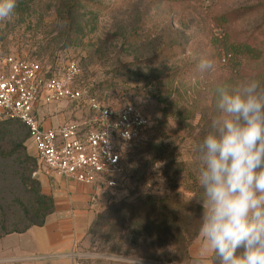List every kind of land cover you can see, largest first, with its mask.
Returning <instances> with one entry per match:
<instances>
[{
    "label": "rangeland",
    "instance_id": "374dc122",
    "mask_svg": "<svg viewBox=\"0 0 264 264\" xmlns=\"http://www.w3.org/2000/svg\"><path fill=\"white\" fill-rule=\"evenodd\" d=\"M244 44L264 54V0H16L13 16L0 21L1 56L38 62L51 74L73 60L78 89L103 106L132 104L152 117L143 136L122 148L116 186L98 182L88 207L98 216L114 202L152 196L177 209L167 217L171 235L164 244L126 243L117 252L119 240L89 234L90 227L73 252L57 256L36 247L40 229L33 227L0 239V264H213L202 233L187 253L173 238L183 227L179 205L204 204L200 146L215 131L213 120L224 117L220 90L256 79L264 94V55L220 61L221 49ZM202 59L211 67H199ZM50 108L64 115L62 124L89 123L94 115L86 100L48 106L45 115ZM7 130L0 133V219L22 214L17 200L30 208L31 182L46 194L53 181L30 139L19 144L22 130Z\"/></svg>",
    "mask_w": 264,
    "mask_h": 264
},
{
    "label": "built area",
    "instance_id": "2783aa9c",
    "mask_svg": "<svg viewBox=\"0 0 264 264\" xmlns=\"http://www.w3.org/2000/svg\"><path fill=\"white\" fill-rule=\"evenodd\" d=\"M79 73L73 60L62 73L51 74L38 62L0 55V120L19 121L27 128L39 163L50 174L86 186L105 182L114 187L122 148L143 136L152 117L132 104L121 109L103 106L74 85ZM81 100L94 113L89 123L47 128L37 118L42 108Z\"/></svg>",
    "mask_w": 264,
    "mask_h": 264
},
{
    "label": "clouds",
    "instance_id": "9594fccd",
    "mask_svg": "<svg viewBox=\"0 0 264 264\" xmlns=\"http://www.w3.org/2000/svg\"><path fill=\"white\" fill-rule=\"evenodd\" d=\"M16 0H0V21L10 19ZM199 67H211L201 60ZM260 82L221 89L224 117L200 150L204 189L200 231L220 264H264V94Z\"/></svg>",
    "mask_w": 264,
    "mask_h": 264
},
{
    "label": "trees",
    "instance_id": "16d2710c",
    "mask_svg": "<svg viewBox=\"0 0 264 264\" xmlns=\"http://www.w3.org/2000/svg\"><path fill=\"white\" fill-rule=\"evenodd\" d=\"M17 1L21 2L23 0ZM258 49L249 44L229 46L227 49H221L220 61L224 59V61L230 63L243 53L251 57L262 58L264 54ZM171 51L172 49H169L167 53ZM14 125H17L22 130V139L19 144L23 145L25 141L30 139V136L27 128L19 121H5L2 126L0 125V133L6 135L7 129ZM28 161L32 162L35 160L29 158ZM29 180L28 178L26 181L28 182ZM26 185L30 186L28 183ZM31 185L34 190L32 205L28 209L21 201L17 200L18 205L23 209L21 215L8 216L2 214L0 219V239L7 235L24 234L33 227L42 228L47 218L54 213V200L41 191L40 182L33 181ZM170 204L171 201L167 199H156L152 196H142L132 202H114L105 212L97 216V220L91 226L89 234H102L103 238L110 242L119 240V245L115 250L117 252H122L126 243L136 247L145 245L148 242H151L152 246H155L156 243L164 244L171 235L167 217L170 211L177 209V207L170 206ZM181 204L179 205V211L181 212L179 215L185 228L183 230L182 227L177 237H174L173 240L178 247L180 246L184 250V253H187L189 245L201 233L203 207L189 203ZM212 259L213 264H220V259L215 253Z\"/></svg>",
    "mask_w": 264,
    "mask_h": 264
},
{
    "label": "crops",
    "instance_id": "0c3cea01",
    "mask_svg": "<svg viewBox=\"0 0 264 264\" xmlns=\"http://www.w3.org/2000/svg\"><path fill=\"white\" fill-rule=\"evenodd\" d=\"M46 108L37 112L39 122L47 128L62 125L64 115L55 117V108H50L49 114L45 115ZM51 176L53 181L51 185L48 184L46 195L53 198L55 211L47 218L45 225L39 228L40 232L35 234V241L40 250L58 256L73 252L78 243L86 238L89 228L97 218V214L88 207L91 196L96 197V194L91 186L68 181L53 174ZM72 261L66 260L60 264H73Z\"/></svg>",
    "mask_w": 264,
    "mask_h": 264
}]
</instances>
